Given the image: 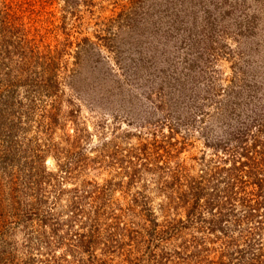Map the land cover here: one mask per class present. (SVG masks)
Listing matches in <instances>:
<instances>
[{
  "label": "rangeland",
  "instance_id": "1",
  "mask_svg": "<svg viewBox=\"0 0 264 264\" xmlns=\"http://www.w3.org/2000/svg\"><path fill=\"white\" fill-rule=\"evenodd\" d=\"M21 4H31L35 15L22 14L25 29L14 32L28 46L0 70L7 73L3 86L15 85L16 98L8 107L0 102V122L12 135L2 134L16 149L13 156L20 158V165L29 167L34 150L42 157L24 171L26 178L18 172L3 176L0 170L3 204L11 189L23 206H30L40 193L37 188H47L45 206L59 194L51 213L64 219L82 179L101 185L129 166L160 167L166 161L171 169L181 164L198 174L206 162L222 156V146L234 145L241 135H257L264 168V0ZM29 70L38 74L16 83ZM88 159L100 167L84 177L74 174L76 179L58 174L60 166L75 169ZM158 173L144 176L150 189ZM123 176L116 180L129 179ZM163 177L168 181L170 175ZM132 190L143 189L137 183ZM146 193L152 194L153 204L160 203V196ZM120 195L117 191L114 197ZM12 226L1 240L20 245L25 233L20 228L25 226ZM206 246L214 250L197 264H220L218 245ZM181 251L185 255L179 264H195L188 256L193 248ZM19 259L27 260L23 252Z\"/></svg>",
  "mask_w": 264,
  "mask_h": 264
},
{
  "label": "trees",
  "instance_id": "2",
  "mask_svg": "<svg viewBox=\"0 0 264 264\" xmlns=\"http://www.w3.org/2000/svg\"><path fill=\"white\" fill-rule=\"evenodd\" d=\"M22 1L25 0H0V70L8 65V59L21 54L22 48L28 46L27 41L14 32L16 28L25 29L23 13L28 18L35 15L31 4L22 5ZM22 6L29 8L25 11ZM2 72L4 70L0 71V102L8 107L16 100L15 85L4 87L3 81L8 79L4 78L7 73ZM36 74L29 70L24 79L13 82L24 83L25 78L30 81ZM36 86V83L32 85ZM1 124L2 175L18 172L21 178H26L22 174L30 170L35 161H40V151L32 152L29 167L27 163L20 165V158L13 156L16 149L2 135L8 129ZM257 138L256 134L236 137L234 145L225 144L220 148L222 156L216 160L217 165L216 161H208L198 174L192 175L181 164L171 169L166 161L160 167L148 166V163L129 166L130 172L116 173V177L111 176L101 185L82 179V186L74 189L69 198L64 219L61 214L51 213L61 199L59 194L54 195L53 203H47V208L49 191L37 188L40 193L31 198L30 206H23L14 195L16 189H11L12 193L3 199L5 204L0 201V262L165 264L174 261L179 264L185 255L181 249L193 248L195 252L188 256L190 260L195 258L197 264L214 250L207 249L206 245L217 244L220 264H264V168L258 157L263 146L257 144ZM83 161L85 163L75 169L70 165L60 166L58 174H65L69 179L74 174L86 176L100 167L96 163L89 164V159ZM157 172L158 178L150 189L144 176H156ZM125 174L129 176L126 182L121 179ZM167 174L170 175L168 181L163 177ZM38 183L40 181L32 185ZM137 183L143 190L134 192L132 187ZM125 188L132 195L125 192ZM117 191L122 194L121 198L114 197ZM146 191L160 196V203L153 204L152 194L149 196ZM20 211L25 213L20 214ZM18 225L25 226L20 228L25 229L20 245L1 240L10 234L11 226L18 228ZM175 241L178 243L170 248ZM19 246L23 250L19 251ZM126 249L129 251L125 253ZM22 252L26 261L19 259Z\"/></svg>",
  "mask_w": 264,
  "mask_h": 264
}]
</instances>
